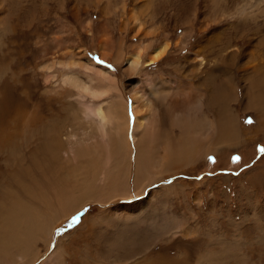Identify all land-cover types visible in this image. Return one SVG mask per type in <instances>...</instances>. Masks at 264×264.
<instances>
[{
	"label": "bare ground",
	"instance_id": "bare-ground-1",
	"mask_svg": "<svg viewBox=\"0 0 264 264\" xmlns=\"http://www.w3.org/2000/svg\"><path fill=\"white\" fill-rule=\"evenodd\" d=\"M8 1L21 2L0 0V44L5 38L14 42L13 39H16L18 34L19 22L11 23L12 18L6 14L12 11L6 10ZM89 1L98 8L99 14L97 31L94 34L95 48L102 57L123 64L122 71L127 74V79L137 75L140 76V83L148 82V92L145 94L135 88L129 91L134 114L132 122H129L128 108L121 90L116 87V72H109L85 57L83 60L63 58L58 61L57 64L66 69L61 73L58 85L67 90L61 91L60 96L72 91L80 98L100 100L109 90L120 92L107 106H103L101 101L84 104L81 109L82 119L84 124H88L89 138L83 143L77 136L81 122L79 126L62 125L57 133L49 135L50 120L44 121L46 124L38 122L39 119L43 120L44 110L37 100L29 97L32 100L27 103L31 106L30 110L18 104V101H0V264H31L40 258L43 253L37 245L40 243L45 251L52 239V231L78 208L91 202L107 204L117 198L141 195L145 187L155 180L193 168L192 165L200 158H206L212 153L217 154L222 148H238L243 142L244 137L242 138V133L238 131V120L228 105L231 88L227 78L231 64L229 62L239 55L230 49L229 39L224 40V32L213 31L190 42V52L184 56L183 61L170 62L168 58L171 48L180 51L187 49L183 43L185 37L190 36V32L184 30V33L178 34L175 41L171 42L170 28L166 29L164 23L157 20L156 8L150 9L152 5L155 7L157 0H118L113 6L110 5V0ZM234 1L213 0V7L219 8L213 20L215 23L237 17L233 18L236 22L233 24L235 28L237 23H242L244 18L250 16L248 9L258 8L251 5L249 8L246 5L235 7ZM87 9L84 8L83 12L88 13ZM73 14L74 18H77V13ZM31 23H26V26ZM80 24H83L85 34L91 31L88 19L82 20ZM210 24V20L200 22L197 33L203 34ZM115 35H118L116 41ZM125 38H136L134 44L128 45L126 53L122 49ZM251 52L253 50L246 55L240 50L242 61L238 66L235 64V69L241 72L248 71L247 69L251 71L247 77L248 90L245 96L246 103L255 111L257 117L255 126L252 127L255 128L252 134L255 138L259 132L264 133V77L259 76V69L263 64L256 62ZM210 55L213 56L212 59L209 58ZM3 56L4 54L1 58ZM164 59L168 60L166 64L169 67L166 68L176 72L181 80L164 75L166 73H161V67H157L156 72L150 70L151 66L163 62ZM216 59L220 62L219 66L200 70ZM52 64H44L40 68L49 72ZM76 67L82 69L86 81L77 74ZM15 76L12 72L11 78ZM54 78L53 73H47L45 81L50 82ZM182 79L187 82L184 83ZM49 93L52 92L44 91V97ZM48 102L50 101L46 100L44 103ZM128 127L133 147L127 138ZM28 135L35 136L34 141L38 135H43L44 140L41 138L43 141L39 148L36 142L30 144L31 146L24 145L23 155L18 154V158L22 159L26 155V158H29V175L34 177V169H30L32 166L41 177L50 180L47 185H40L37 179L28 182L20 179L21 168L19 169L18 164L10 166L19 139ZM97 150L101 151L98 153ZM133 150L134 164L130 189L128 175ZM37 151L44 155L48 153L52 157L46 166L37 167ZM65 160H68L67 164ZM16 179L18 187L13 185ZM175 186L177 183L159 187L157 191L148 192L146 197L137 202L119 206L115 209L117 212L113 210L109 215L107 213L98 216L99 218L92 217L86 222L83 228L90 229L97 228L96 223L103 224L97 221L104 220L102 222L105 223L104 230L107 232L104 233L102 242L105 244V251H108L104 254L105 259L102 257L104 260L128 255L126 250L130 249L126 246L131 244L143 256L150 250L153 241L151 235L168 233V236L172 234L171 237H174L178 228H182L179 230L186 234L184 225L176 220L164 223L157 221L154 215L146 216L155 194L166 193ZM52 218L56 220L54 223ZM144 222L149 228L142 232L139 226ZM81 231L83 233V229ZM92 235V241L101 242L100 233L99 236ZM114 248L121 249L124 253L109 252ZM60 249L59 243L41 264H63ZM205 254L199 255L202 260H199L200 262L211 256L210 253L208 256ZM100 256L98 255L99 258ZM153 259L147 264H157ZM173 260L168 259L167 264L173 263Z\"/></svg>",
	"mask_w": 264,
	"mask_h": 264
},
{
	"label": "rangeland",
	"instance_id": "rangeland-1",
	"mask_svg": "<svg viewBox=\"0 0 264 264\" xmlns=\"http://www.w3.org/2000/svg\"><path fill=\"white\" fill-rule=\"evenodd\" d=\"M117 1L110 0L109 2L113 6ZM235 1V7L239 5H246L247 8L250 5L251 7L258 6L255 8L256 10L248 9L250 16L244 18L242 23H237L235 28H233V24L236 22L233 21V18L237 17L224 19L222 23L218 24L213 21L217 14L216 11H219V8L213 7L212 4H215L213 0H157L155 7L152 5L150 9L156 8L157 20L164 23L166 29L170 28L171 42L175 41L178 34L184 33V30L190 32V36H186V40L184 39L185 44L183 43L187 49L180 51L171 48V55L168 58L170 62L173 60L174 62L183 61L184 56L190 52V42L219 30L224 32L222 35L225 37V41L229 39L230 49H233V52H238L239 57L229 62L231 64H229L227 78L230 83L229 87H231L228 105L238 120V131L240 134L242 133L241 137H244L240 146L238 148H222L217 154L212 153L206 158L197 160L192 165L193 168L180 170L178 173L155 180L145 187L141 195H131L132 198H117L107 204L91 202L78 208L64 218L59 226L52 231L54 232L51 236L52 239L45 251L40 243L38 244L40 247L37 245L43 254L31 264H41L59 243L61 245V263L63 264H147L153 258L157 264H167L168 259L171 258L174 259L171 264H264V152L260 151L264 147V133L259 132L255 138L252 135L255 131V128L252 129V127L255 126L257 117L255 111L246 103L245 96L246 90H248L247 77L251 71L247 69L248 71L241 72L235 69L242 61L240 50L246 55L253 50L251 53L254 56H251L256 62L263 64L259 69V76L260 78L264 77V63H262L264 62V0ZM7 4L6 10H12L6 12L9 18H12L10 22L14 24L18 21L19 25L17 26L16 39H13L14 42L5 38L0 44V101L13 103L18 101V104L30 110L31 106L27 104L28 101L37 100L44 110L42 113L44 118L43 120L39 119L38 122L46 124L44 121L50 120L49 135L57 133L62 125L77 124L79 126V122H81L82 126L79 128L77 136L83 143L89 138L87 136L88 124H84L82 119L81 109L84 104L101 101L103 106H107L120 93L109 90L107 95L101 97L100 100H90L89 97L80 98L72 91L66 92L62 96L59 95L61 91L67 90L58 85L61 73L66 69L64 70L57 62L63 58L83 60L85 57L96 65L108 69L109 72H116V87L118 86L122 92L128 108V121L132 122L134 114H132L129 91L135 88L147 94L149 84L145 81L140 83V76L137 75L127 79V74L122 71L123 64L114 63L112 60L102 57L95 48L94 34L97 31L99 14L98 8H95L93 2L89 0H21L20 3L8 1ZM84 8H88V13L83 12ZM73 12L77 13V18H74ZM84 19H88L91 24V31L86 34L83 32V24H80ZM203 20H210L211 24L203 34H198L196 30ZM30 22H32L31 25L27 24L26 26V23ZM164 31L166 32V30ZM116 37L118 35H115L114 39ZM135 42L136 38H125L124 45L122 44L123 51L126 53L129 49L128 45ZM64 53L66 54L62 55ZM2 54H4L3 58H1ZM212 57V55L209 56L211 59ZM98 60L104 61V63H99ZM166 62L168 60L164 59L163 62L151 66L150 70L156 72L157 67H161V73H166L164 75L181 80L176 72L166 68L169 67ZM48 63H53L49 72L40 68ZM219 63L217 59L212 60L208 66L200 70L204 71L219 66ZM12 72L16 74L13 79L11 78ZM76 72L81 79L87 80L82 69L76 67ZM47 73L55 75V78L50 82L45 81ZM182 81L187 82L185 79ZM48 90L52 93L46 95L45 98L44 91ZM46 100L50 102L44 103ZM249 119L252 120V123L246 122ZM237 122L235 123L237 124ZM127 135L130 145L133 147L129 127ZM39 136L36 137V141H34L35 136L30 135L19 139L17 151L13 154L10 166L17 163L19 169L21 168L19 170V173L21 172L20 179L27 182L37 179L41 185L50 180L41 177L32 166L30 169H34V177L30 176L27 172L29 171V158H26V155L22 159L18 158V154L19 156L23 155V149L27 145L31 146L36 142L37 148H39L44 140L43 135L40 138ZM252 137L253 139H251ZM38 151L36 165L44 167L52 157L48 153L44 155L40 153L41 150ZM100 151L97 150L98 153ZM133 156L134 150L131 153V163H129L128 184L130 187L133 177ZM237 156L240 157L239 161L234 160V157ZM67 163L68 160H65V164ZM174 183H177V186L168 192L155 194L152 198V205L148 207L149 214L147 212L146 216L154 215L157 221L164 223L176 220L177 223L184 225L186 234L181 233L179 229L182 230V228H178L174 237H171L172 234L168 236V233L151 235L153 241H151L150 250L143 255L146 257L141 256L138 249H134L131 244V246H126L127 249H130L126 250L128 255L104 260V254L108 253L102 242L104 233L107 232L104 230L105 223L102 222L104 220L97 221L103 224L96 223L97 228L90 229L83 228L86 222H89L92 217L104 216L107 213L109 215L113 210L117 212L115 209L119 206L137 202L146 197L148 192L157 191L159 187ZM13 185L18 187L17 179ZM58 216L60 215L58 214ZM74 217L77 218L75 222H73ZM53 218L51 221L54 223L56 220ZM142 224L139 226V230L142 232L148 230L146 222ZM81 229H83V233ZM99 233L101 242L92 241V234L99 236ZM131 242L135 243V241ZM109 252L124 253L121 249L115 248ZM200 254L211 256L200 262L202 261L199 258ZM98 255H101L100 258ZM159 255L161 256L159 257Z\"/></svg>",
	"mask_w": 264,
	"mask_h": 264
},
{
	"label": "snow or ice",
	"instance_id": "snow-or-ice-1",
	"mask_svg": "<svg viewBox=\"0 0 264 264\" xmlns=\"http://www.w3.org/2000/svg\"><path fill=\"white\" fill-rule=\"evenodd\" d=\"M98 62H99V63H104V61H99V60H98ZM246 122H247V123H252V120L249 119V120L246 121ZM260 151H261V152H264V147H262V148L260 149ZM234 160L239 161V160H240V157H238V156H237V157H234ZM76 219H77V218L74 217V218H73V222H75Z\"/></svg>",
	"mask_w": 264,
	"mask_h": 264
}]
</instances>
